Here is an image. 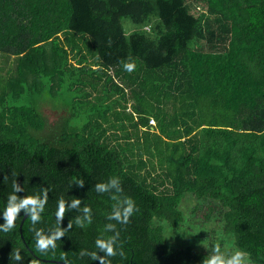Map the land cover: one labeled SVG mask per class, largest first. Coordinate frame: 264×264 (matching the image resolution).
Segmentation results:
<instances>
[{
    "label": "trees",
    "instance_id": "trees-1",
    "mask_svg": "<svg viewBox=\"0 0 264 264\" xmlns=\"http://www.w3.org/2000/svg\"><path fill=\"white\" fill-rule=\"evenodd\" d=\"M112 176L137 211L111 221V264H200L213 250L166 233L190 195L198 226L264 264V0H0V211L45 201L33 224L0 215V264H99L80 251L111 234ZM35 230L63 235L41 252Z\"/></svg>",
    "mask_w": 264,
    "mask_h": 264
},
{
    "label": "clouds",
    "instance_id": "clouds-1",
    "mask_svg": "<svg viewBox=\"0 0 264 264\" xmlns=\"http://www.w3.org/2000/svg\"><path fill=\"white\" fill-rule=\"evenodd\" d=\"M124 69L131 71L133 65L130 63H125L123 65ZM15 188V185H13ZM109 187H115L114 192H110V198L115 201L111 205V211L106 216V220L109 221L104 225L106 232H110V235L107 236H97L94 241L95 249L93 251L81 250L80 255H88L91 260H98L99 264H111L109 257H113L119 251L123 253V249L120 247V241L118 240L119 231L116 228V224L111 221H116L120 224L129 223V218L137 211L135 201L130 196H123L122 198L118 196V193L122 192L120 179L119 177L112 176L109 177L106 182H98L95 185L97 192H105ZM15 200V196H10V201L7 205L3 207V210L0 211V215L4 216L6 223L9 227L14 226V221L17 219V214L20 208L25 206H30V211L32 215L28 217L33 224L37 221L38 217L36 215L37 211L41 210L45 201L43 199H37L35 194L25 195V197L19 203H13L11 201ZM72 203L79 204L80 201L73 199ZM89 207H85L84 211L89 212ZM65 212V204L62 198L57 201V209L55 212V217L57 221L63 217ZM90 222V221H89ZM71 225H68L70 227ZM66 231V229H65ZM63 235L62 230H56L51 234H42L41 231L35 230L34 239H35V249L41 252H46L49 248L55 249V241L58 240ZM103 253L100 255L99 253ZM244 253L240 250H236L229 255L219 251L218 246L213 249L211 254L204 256L200 264H244L243 261ZM11 258L17 261L21 260V255L19 249L13 250ZM63 258V257H62ZM66 264V262H65Z\"/></svg>",
    "mask_w": 264,
    "mask_h": 264
},
{
    "label": "rangeland",
    "instance_id": "rangeland-1",
    "mask_svg": "<svg viewBox=\"0 0 264 264\" xmlns=\"http://www.w3.org/2000/svg\"><path fill=\"white\" fill-rule=\"evenodd\" d=\"M46 111L51 118L55 117L53 111L49 107L46 108ZM197 203V200L191 195L182 201L180 208L183 210L186 217L191 219V222L182 228L167 229L166 233L170 243L177 247L191 245L195 249L204 252L213 250L218 246L219 251L225 255H229L238 250L231 241L232 237L222 234L215 222H209L207 225L203 226H198L196 224V221L199 219L196 218L195 220L193 218L194 216L191 213V209ZM193 227L196 229H193ZM203 235L205 236L202 237ZM245 258L246 254L244 253L243 259Z\"/></svg>",
    "mask_w": 264,
    "mask_h": 264
},
{
    "label": "water",
    "instance_id": "water-1",
    "mask_svg": "<svg viewBox=\"0 0 264 264\" xmlns=\"http://www.w3.org/2000/svg\"><path fill=\"white\" fill-rule=\"evenodd\" d=\"M28 215V213H26V215L24 216V218L26 217ZM24 218H23V220H22V223H23V221H24ZM21 223V224H22ZM22 227V226H21ZM21 232H22V228H21ZM23 235V234H22ZM51 261H55V262H59V263H62V264H65V262L66 261H63V260H54V259H51ZM66 264H68L67 262H66Z\"/></svg>",
    "mask_w": 264,
    "mask_h": 264
},
{
    "label": "built area",
    "instance_id": "built-area-1",
    "mask_svg": "<svg viewBox=\"0 0 264 264\" xmlns=\"http://www.w3.org/2000/svg\"><path fill=\"white\" fill-rule=\"evenodd\" d=\"M151 123H152V124H155V120L152 119V120H151Z\"/></svg>",
    "mask_w": 264,
    "mask_h": 264
}]
</instances>
